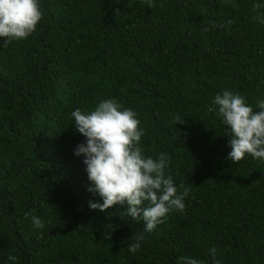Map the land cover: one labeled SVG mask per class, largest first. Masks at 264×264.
Segmentation results:
<instances>
[{
  "label": "trees",
  "instance_id": "obj_1",
  "mask_svg": "<svg viewBox=\"0 0 264 264\" xmlns=\"http://www.w3.org/2000/svg\"><path fill=\"white\" fill-rule=\"evenodd\" d=\"M38 3L32 34L0 37V264H264V159L228 160L209 110L227 90L259 111L264 7L252 6L264 0ZM107 99L136 113L143 156L166 154L178 192L190 187L150 233L126 206H89L103 200L74 154L85 138L71 113Z\"/></svg>",
  "mask_w": 264,
  "mask_h": 264
},
{
  "label": "clouds",
  "instance_id": "obj_2",
  "mask_svg": "<svg viewBox=\"0 0 264 264\" xmlns=\"http://www.w3.org/2000/svg\"><path fill=\"white\" fill-rule=\"evenodd\" d=\"M262 7L256 3L252 9ZM40 20L38 0H0V37L6 38L3 43L27 38ZM257 106L259 111H254L244 97L227 90L217 93L209 105L210 111H218L225 134L231 137L227 159L232 163L240 162L246 154L264 159V100H258ZM71 116L76 131L85 138L74 154L84 157L88 179L94 184L88 191L98 193L103 200V203L90 201L91 209L105 211L114 205L126 206L127 216L136 221L143 219L144 231L149 233L165 222L170 211L185 209L184 198L190 187L181 184L182 191L178 192L173 177L165 173L166 154L161 153L155 159L143 156L139 146L143 133L138 130L140 121L133 110L123 108L115 99H107L90 113L77 108ZM175 122L183 124L185 120L176 116ZM32 224L36 229L45 227L37 216H32ZM107 238L110 240L111 234ZM128 249L136 253L140 243H131ZM16 259L14 255L8 256L9 261ZM180 260L182 264H204L190 257Z\"/></svg>",
  "mask_w": 264,
  "mask_h": 264
}]
</instances>
